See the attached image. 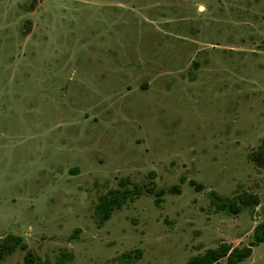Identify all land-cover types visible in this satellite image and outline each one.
<instances>
[{
	"label": "rangeland",
	"instance_id": "1",
	"mask_svg": "<svg viewBox=\"0 0 264 264\" xmlns=\"http://www.w3.org/2000/svg\"><path fill=\"white\" fill-rule=\"evenodd\" d=\"M263 136L264 0H0V243L21 236L34 264L250 245ZM113 191L135 198L101 224ZM238 264H264V242Z\"/></svg>",
	"mask_w": 264,
	"mask_h": 264
},
{
	"label": "trees",
	"instance_id": "2",
	"mask_svg": "<svg viewBox=\"0 0 264 264\" xmlns=\"http://www.w3.org/2000/svg\"><path fill=\"white\" fill-rule=\"evenodd\" d=\"M252 160L259 165H264V136L262 138V143L259 147V150L252 154ZM190 183L196 186L195 181H190ZM119 184L126 187L129 185V181L128 179L122 178ZM196 187L200 189L202 188V185H197ZM179 191V187H175V192ZM163 192L165 191L161 190L159 194L161 195ZM128 198L134 199L135 197L132 196V194H129L128 191H113L101 197L99 203L96 205V211L99 214V222L103 224L108 221L112 216L113 211L117 208H120ZM218 199L221 203L219 200L217 201V199L213 200V202L218 205L220 210L226 211L228 213L239 212V207L233 203L224 200L222 201L221 198ZM241 202L244 206L255 207L260 204V198L258 195L248 194V197L241 199ZM263 242L264 222L255 228L254 240L250 243V245L243 248H231L229 245L223 244L216 249H209L203 256H194L190 258L186 264H220V261L223 258H227L226 264H238L252 255L253 247L258 246ZM17 248L27 251L25 256L26 264H34L35 257L29 250L28 244L21 236L13 234L6 236L0 243V259H4L11 255ZM62 260H64V258H62L61 261Z\"/></svg>",
	"mask_w": 264,
	"mask_h": 264
}]
</instances>
